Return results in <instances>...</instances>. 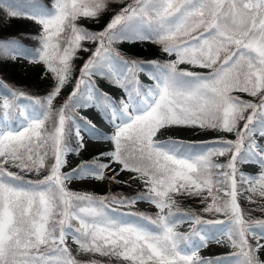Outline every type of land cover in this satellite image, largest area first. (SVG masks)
I'll use <instances>...</instances> for the list:
<instances>
[{
    "label": "snow or ice",
    "instance_id": "obj_1",
    "mask_svg": "<svg viewBox=\"0 0 264 264\" xmlns=\"http://www.w3.org/2000/svg\"><path fill=\"white\" fill-rule=\"evenodd\" d=\"M0 8L38 26L25 37L33 47L0 37V61L39 66L49 85L33 98L0 81V264H99L80 254L119 264H264V219L239 202L264 213V0H0ZM105 14L98 31L77 23ZM143 42L168 59L142 61L118 47ZM197 128L235 138L166 139ZM85 145L99 155L62 171ZM93 179L137 189L98 196L67 187ZM187 198L201 210L174 211ZM137 202L154 214L111 207ZM181 223L189 231H177ZM211 245L233 252L201 256Z\"/></svg>",
    "mask_w": 264,
    "mask_h": 264
},
{
    "label": "rangeland",
    "instance_id": "obj_2",
    "mask_svg": "<svg viewBox=\"0 0 264 264\" xmlns=\"http://www.w3.org/2000/svg\"><path fill=\"white\" fill-rule=\"evenodd\" d=\"M50 3L51 0H48ZM45 3H47V0H44ZM0 37L2 36H6V35H13V36H22V39H24V41H27V44L29 46H35L36 41L32 40L29 41L27 39H25L26 36L28 35H35V33L38 30V26L35 25L32 21L30 20H22V19H13V20H9L5 17L4 14H2L0 16ZM93 21L94 23H96L98 20H93V19H87V18H81L77 21L78 25L80 27H83L85 29H87V25L89 22ZM27 34V35H25ZM144 43V42H143ZM83 47L85 46H89L90 42L85 41L82 42ZM132 46H130L129 51L130 52H134V50H136L135 48L137 47V45L139 44H131ZM119 46V45H118ZM132 47V48H131ZM79 54V53H78ZM162 55H164L162 53ZM11 63V64H9ZM7 64V66H15V68H17L19 70L20 76L22 78L28 77V78H38V80L40 79V81L44 84L48 83L47 81H45L44 79L41 78V69L39 66H36L34 64H27L26 62L24 64H21L19 62L13 63V62H9ZM181 68L186 67V65H181ZM11 68V67H10ZM196 71H206L203 69H199L196 68L194 69ZM5 72L9 73V71L5 68V65H1L0 64V73H4ZM144 76V79L142 80L144 83L150 82L151 79L149 78L148 75L146 74H141L140 78H142ZM10 78H13V76H10ZM3 79V76L0 75V81ZM12 80V79H11ZM11 80H7V85L9 86V88H13V89H20L21 91H23V93L25 94V96H28L25 91L20 88V86H16L14 83L10 82ZM14 80V79H13ZM25 82H28L25 79ZM110 86L109 85H104L102 86V89L104 90H109ZM64 92H69L70 91V85L66 86L65 89L63 90ZM6 94V89H0V96H3ZM36 98V97H34ZM242 98L245 99H254V98H250L248 97L246 94H242ZM59 99V98H58ZM26 102V101H25ZM92 110L89 109L88 112L86 113V111H81L80 115H87L89 113H91ZM91 118V116L89 117ZM187 132H189V135H184V134H180L177 135L174 132H170L168 137H171L175 140H181L187 143H197L199 144L201 141H212V140H216L219 138H227V139H234V135L232 134H223L222 132L216 131L214 129H199L197 128L194 132L191 129H187ZM166 137V138H168ZM99 151L100 149L98 147L95 146H90V145H85V147L76 155H73L72 153H69L67 156V161L68 163L66 164V166L62 169V171L68 172L71 171L74 167L77 166L78 163L83 162V161H87L85 160V153H96L97 156L99 155ZM218 161L220 163H224L227 160V156H218ZM243 171L248 172L251 171V169L245 167L243 169ZM107 175V173H106ZM31 178V177H28ZM119 184V183H117ZM124 186H128V187H133V188H137V184L136 183H131V185H125V184H121ZM67 187L69 190L72 191H79V192H85V193H104L107 191L108 189V180H84V181H69L67 182ZM240 206L241 208H245L247 207L248 209L250 208V203L246 200V199H241L240 201ZM201 203V202H200ZM137 208L145 210L144 213L147 214H154V207L149 206L147 203L145 202H137L136 204H134ZM121 210H124V207H120ZM175 210V209H174ZM206 219H216V220H224L225 216H221L220 213L216 214V213H211L210 214V218H206ZM259 219H264V215L260 216ZM257 219V220H259ZM177 231L179 232H187L189 231V225L188 223H181L177 226L176 228ZM233 252V249L228 246V245H211L209 248H205L202 249L200 252L201 256H214V257H219V256H228ZM79 259L82 260H87V259H96L99 261V264H119V261L117 260V258L115 257H102L97 255H89V256H85L84 254H80L78 256Z\"/></svg>",
    "mask_w": 264,
    "mask_h": 264
},
{
    "label": "trees",
    "instance_id": "obj_3",
    "mask_svg": "<svg viewBox=\"0 0 264 264\" xmlns=\"http://www.w3.org/2000/svg\"><path fill=\"white\" fill-rule=\"evenodd\" d=\"M48 2L49 1L47 0V3ZM2 14H4V10H3V8H0V16ZM108 18H109L108 15L105 14V16L100 18L96 23H94L93 21L89 22L87 25L88 26L87 30H89V31L100 30L101 26L105 23V21ZM0 29H1V27H0ZM25 35H27V34H25ZM23 36L24 35H22L21 37H23ZM24 43L27 44V41H24ZM137 44H139V45H137V47L135 48L136 50H134V52L129 51L130 46H132L131 44L123 43V44H119L118 47H119V50L126 57L131 56V57L140 59L142 61L160 60L163 62V61L168 59V57L165 54L162 55V53L160 51V47L158 45H154L151 42H144V43H137ZM89 46L87 45L85 47H89ZM29 47H31V46H29ZM87 55H88L87 52L81 51L78 54V58L74 59V62H73V76L74 77L76 75H78V68L80 66H82V62H83V60H85L87 58ZM9 62L10 61H0V64L5 65V68L9 71V73L5 72V74L0 73V75L3 76V79L1 81H3L4 83L5 82L7 83V80L9 81L12 79L10 82L14 83L16 86H20V88H22L28 96H31L33 98L42 96L45 93L46 89L49 86L48 83L44 84L40 81V79L38 80V78H36V79L28 78V77L22 78L20 76L19 70L17 68H15V66L11 65L10 66L11 68L9 66H7V64ZM9 64H11V63H9ZM10 76H13V78H10ZM25 79L28 82H25ZM140 79L142 81L144 79V76ZM151 83H153V82L150 81V82H147L145 84H151ZM97 84L100 88H102V86H104V85H108L107 82H105V81H97ZM168 138H171V137H168ZM168 138H166V139H168ZM171 139H173V138H171ZM191 143L197 144L194 142H191ZM94 156H97V154L96 153H94V154L93 153H85V160L91 161ZM213 159L216 162H219L218 156L214 157ZM136 189L137 188L124 186L121 184H114V183H111L110 181H108V189L106 192H104V193H90V194H94V195H98V196H104V195H108L110 193H119V194H123V195H130V194H133ZM249 206H250L249 216L251 219L257 220V219H259L260 216L264 215V213H261L259 210H254V209H256L255 205L250 204ZM111 207L116 208L118 211H121V212L144 213V211H145V210L137 208L135 205L125 206L124 210H121L120 209L121 206H119V205H111ZM201 208H202V205H201L199 199L187 198V199H178V208H174L175 209L174 211H187V210L191 209L193 211L199 212L201 210ZM210 214L211 213H203L202 218L203 219H206L207 217L210 218ZM220 214H221V216H224L222 213H220Z\"/></svg>",
    "mask_w": 264,
    "mask_h": 264
}]
</instances>
